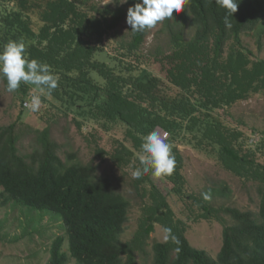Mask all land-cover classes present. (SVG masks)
<instances>
[{"label": "trees", "instance_id": "obj_1", "mask_svg": "<svg viewBox=\"0 0 264 264\" xmlns=\"http://www.w3.org/2000/svg\"><path fill=\"white\" fill-rule=\"evenodd\" d=\"M91 2L0 0V47L8 41L22 42L29 60L50 66L59 76L58 87L50 96H43L50 98L60 113L73 114L78 130L84 123L98 125L105 132L122 128L125 142L137 152L144 136L156 129L167 133L176 166L171 175L162 177L176 196L183 193V180L177 171L182 161L175 142L186 140L209 149L224 170L258 183V219L249 211L230 207L221 211L196 200L202 217H213L222 226L221 249L212 258L189 244L186 224L176 218L149 172L137 179L146 185L148 193L144 216L133 238L122 243L129 203L112 181L96 177L98 166L63 162L49 138V128L38 135L40 158L28 165L19 155L14 125L0 127V191L4 202L20 206L26 227L32 214L56 216L75 264H138L136 254L143 252L147 242L152 244L150 234L156 227L162 231L170 228L178 243L171 238L154 242L151 264H264V168L255 162L264 149V138L253 145L250 136L245 138L240 131L228 129L212 115L264 91V60L251 61L240 39L264 21V0H238L237 11L229 17L231 27L225 26L226 10L215 0H186L183 13L187 11L194 28L190 40L184 38L186 20L176 21V12L165 19L171 49L161 63L166 66L169 84L179 90L175 96L162 93L158 78L127 60L138 52L145 31L133 32L127 48L122 46L116 54L102 47L103 36L119 25L125 13ZM138 2L127 0L129 7ZM29 10L40 13L42 25L36 30L27 15ZM28 87L35 88L31 84ZM30 97L26 94L22 101ZM41 99L52 107L44 97ZM102 154L97 148L95 156H100L101 163L106 158L121 171L129 168L134 157L123 143ZM212 188L211 192L220 196L229 193L222 182ZM220 212L231 219L230 225L224 223ZM54 238L47 264H66L64 239Z\"/></svg>", "mask_w": 264, "mask_h": 264}, {"label": "rangeland", "instance_id": "obj_2", "mask_svg": "<svg viewBox=\"0 0 264 264\" xmlns=\"http://www.w3.org/2000/svg\"><path fill=\"white\" fill-rule=\"evenodd\" d=\"M41 1L45 2V0ZM91 4L105 6L112 10L118 8L125 13L123 20L114 30H109L103 36L101 43L102 47L111 54H116L122 46L126 49L133 34L126 23L129 4L121 3L120 0H92ZM39 14L37 10H29L27 13L35 30L42 25ZM176 14H178L176 21L186 20L184 38L190 40L194 34V28L191 26L187 11L183 13L182 8L180 14ZM164 21L159 22L152 29L145 30L146 36L138 52L127 60L135 64L136 68L144 69L158 78L162 93L175 96L179 90L169 84L166 66L161 63L171 49L170 33ZM240 39L242 47L250 52L251 61L264 60V21L254 31L242 34ZM21 85L16 92L9 93L6 91V83L0 78V127L15 126V134L18 136L17 149L21 158L25 159L28 165L38 161L42 153L38 135L43 129L49 128V138L56 144L55 152L63 162L73 161L81 166H98L96 177L109 178L115 190L129 203L127 222L120 238L122 243L129 242L139 229L140 221L144 216V206L148 204L149 199L146 185L137 183L138 180L131 176L132 170L140 167V164L138 152L131 148L130 142H125L124 130L116 128L105 132L98 125L85 123L81 130H78L73 123L74 115L65 116L60 113L57 105H51L50 98L46 99L47 97L43 95L41 97H44L52 107L42 103L40 110L33 113L25 107L28 99L24 101L22 99L26 94L28 96L38 94L37 90L23 82ZM212 115L228 129L240 131L245 138L250 136L251 143L255 145L262 136L264 138V91L252 94L247 100L229 108L216 110ZM154 131L161 135L165 133L161 129ZM168 138L167 134L166 142ZM119 143H123L134 153L131 165L123 171L114 168L108 159L105 158L101 163L100 156H95L97 148H100L103 154H107L112 152ZM174 146L182 161L177 169L183 180L182 195H174L171 192L172 185L162 176L155 177L151 174L150 180L166 195L176 218L186 224L185 237L189 244L196 249L206 251L210 257L215 258L222 245V226L213 217L205 220L196 200L204 203L207 208L221 211L227 207L236 208L240 212L249 211L257 217L260 201L256 191L258 183L240 179L224 170L215 153L209 149L205 150L194 144H188L186 140H178ZM72 156L73 159H71ZM255 162L264 168V149L256 155ZM220 182L229 189V193L225 196L211 192L214 184ZM205 193L209 194L208 199L204 198ZM4 201L5 197L0 191V264H47L50 259L51 244L57 236L64 239L62 252L66 254V264H75L67 250L66 234L58 228L56 216L55 218L45 214H32L26 227V218L20 206L12 201L6 203ZM221 214L220 217L225 221L224 223L230 225L231 219L223 215L224 213L223 216ZM164 237L163 231L156 227L150 234L152 244L147 242L143 252L136 254L138 264L152 263L151 246L154 242H164Z\"/></svg>", "mask_w": 264, "mask_h": 264}, {"label": "clouds", "instance_id": "obj_3", "mask_svg": "<svg viewBox=\"0 0 264 264\" xmlns=\"http://www.w3.org/2000/svg\"><path fill=\"white\" fill-rule=\"evenodd\" d=\"M127 3V0H120ZM186 0H140L127 9L126 23L132 32H144L154 28L166 18H172L173 13H179L184 7ZM215 4L226 10L224 23L231 27L229 17H232L238 9V0H215ZM0 78L6 80V91L16 92L21 85H34L38 94H33L25 107L36 113L42 105L41 95H51L58 87L59 76L54 74L50 66L36 59L29 60L26 56L25 45L18 41H8L0 47ZM167 133L161 135L151 132L144 136L137 153L140 167H135L131 176L140 179L143 175L151 172L155 177L169 176L173 173L176 161L172 154L171 145L166 142ZM208 199L209 194L205 193ZM165 241L171 238L178 243L175 236L171 235L170 228L163 229Z\"/></svg>", "mask_w": 264, "mask_h": 264}, {"label": "built area", "instance_id": "obj_4", "mask_svg": "<svg viewBox=\"0 0 264 264\" xmlns=\"http://www.w3.org/2000/svg\"><path fill=\"white\" fill-rule=\"evenodd\" d=\"M250 142H252V139L250 140Z\"/></svg>", "mask_w": 264, "mask_h": 264}]
</instances>
